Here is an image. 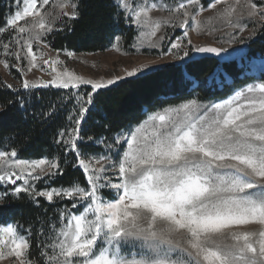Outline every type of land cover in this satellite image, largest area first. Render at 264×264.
<instances>
[{"label":"snow or ice","instance_id":"obj_1","mask_svg":"<svg viewBox=\"0 0 264 264\" xmlns=\"http://www.w3.org/2000/svg\"><path fill=\"white\" fill-rule=\"evenodd\" d=\"M48 3L49 0H23L22 10L7 21L10 26L25 21L16 28V43L24 40L22 47L28 49L26 55L31 56L32 66L37 59L32 52V41H38L45 31L51 30L47 23L50 14L42 11ZM219 4L224 7L218 9ZM237 4L213 0L208 8L213 9L215 15L204 20L197 19L198 12L194 11L205 10L200 0L160 7L182 17L178 25L181 28H187L191 19L194 31L214 30L216 20L237 27L244 14L249 18L259 16L264 21V5L258 8L253 0H246L244 12L236 15ZM117 6L124 10L131 23L147 29L141 37H154L162 25L173 23L171 17L151 15L157 8L156 3L134 6L131 0H118ZM60 7L63 9L65 5ZM63 14L78 15L75 10ZM26 17H31L32 22ZM24 33L28 34L27 39L20 35ZM188 35L186 30L184 37ZM188 43L191 44L190 39ZM180 47V41L171 45V49ZM4 48L7 50L9 45L5 44ZM194 51L219 54L226 49L205 46L196 47ZM9 54L18 60L21 58L19 53ZM184 56H188V52ZM57 63L58 60L52 61L56 75L51 81L42 82L45 86L75 88L89 84L95 93L121 79H84L67 69L58 72ZM139 70L133 69L127 75L132 76ZM29 86L30 82L25 80L23 87ZM92 102V93H89L84 103ZM201 107H206L203 115L199 114ZM87 110L81 107L77 128L72 130L70 140L65 141L78 157L79 125ZM148 120L150 130H144L145 125L141 124L117 137V144L123 140L127 145L122 156L118 153V162L107 156L78 160L86 174L88 188L75 182L68 188L39 192L31 185L14 188L17 195L26 192L46 197L50 202L54 197L73 199L76 201L73 208L85 202L83 211L78 214L61 212V227L54 228L55 237L42 252L45 264H264V76L219 103L202 106L192 100L178 108L151 114ZM60 136L63 138V131ZM16 155L15 150L0 151V168L3 169L0 181L16 185L18 180L24 179L27 185L25 172L33 176L39 169L33 179H40L45 174L54 175L52 169L59 170L55 161L10 159ZM105 165L117 170L118 183H112L103 175ZM11 169H19L20 173ZM102 180L105 182L101 183ZM104 188L114 189L118 198L103 197ZM251 224L260 227L237 230ZM17 228L18 225L13 224L0 227V259L5 255L14 256L18 264H34L27 255L31 247L29 240L19 235ZM136 242H139V250L130 251L127 246L135 247Z\"/></svg>","mask_w":264,"mask_h":264},{"label":"rangeland","instance_id":"obj_2","mask_svg":"<svg viewBox=\"0 0 264 264\" xmlns=\"http://www.w3.org/2000/svg\"><path fill=\"white\" fill-rule=\"evenodd\" d=\"M114 1L118 5V0ZM131 2L134 6L136 4L156 3L157 8L152 10L151 15L153 17L162 18L171 17L173 23L162 25L161 29L156 33L154 37H141V33L146 32L147 29L138 27L136 24L131 23L130 20L126 18L124 10L120 9L124 14L127 25L130 28L133 27L136 32V35L131 44H128L126 40H124L123 36H116L113 39L112 43L103 51L78 52L70 49L60 50L53 48L50 44V35L54 32L63 30L68 25L69 20L77 17H71L70 15H64L63 13L67 12L71 14L73 10L78 13V5L76 0H49V3L44 6L42 11L50 14L47 17V23L51 25V30L45 31L43 35L40 36L38 41H32V52L37 57L35 66H32L30 64L31 56L26 55L28 49L26 47H22L24 40L21 39L19 44L16 43V40L18 38L16 28L19 26H23L25 21H18L16 26H10L7 23V21L11 19L17 11L22 10L24 6L23 0H19V7H17V0H14V2H12L13 10L8 13L5 25L0 28V30H2L0 31V75L5 80L6 84L11 85L12 88L26 90L47 87L61 89L73 88L71 86L69 88H63L55 84H47V86H45L44 83H42L51 81L56 75V72H53L52 70L53 60L59 61V63L55 65V68L58 72H63L65 69H67L69 72L81 76L84 79L106 81L107 79L121 77V79L117 80L112 85H108L106 88L115 86L124 80L148 73L169 64H179L185 66L189 62L204 57H212L219 61L213 72L206 78V82H203L202 84L199 79L195 78L188 72H184L185 81L188 83H192V85L188 89L189 94H187L183 100H181L180 102L172 103L170 105H166L162 108H157L154 111L147 112L146 117L140 123L132 125L127 129L116 133L111 141L108 140L107 142H104L102 140H99L97 143L99 144V146H101L99 152H84L81 148H79L78 145L81 141L78 140L77 147L80 150V156H77L76 162L77 166L82 171L83 169L78 164V160L80 158L88 160L89 157L99 159L101 156H107L112 161L118 162L119 156H122L123 151L126 149L127 145L123 140H121V142L117 144V137L128 133L130 130L139 127L141 124L145 125L144 130H150L151 121L148 120V117L151 114L164 112L171 108H178L184 103L192 100L197 101L202 106H210L212 103H219L227 99L230 95L234 94V91L239 90L242 86L254 82H259V78L261 76H264V49L262 50L261 47V44L263 43L262 41L264 40V21H261L259 16L255 18H249L246 14L241 15V13L244 12V5L246 3V0H239L238 4L237 0H227V2L229 3L237 4L236 15H241L239 26L231 27L223 20H216L212 26L214 28V30L212 31H209L208 29H205L203 31L192 30L191 19H189L187 28H181L178 25L182 17L170 13L166 8L164 10H161L160 5L175 7L177 3L184 2V0H131ZM211 2H213V0H200V3L203 5L205 10L202 12H199L198 9L194 10L195 12H198L197 19L204 20L207 17L215 15V11L208 8V4ZM253 2L257 4L258 8L261 5H264V0H253ZM61 4L65 5L63 9H61L60 7ZM73 5H76L75 9H73ZM37 6L39 7V4ZM223 7L224 4L217 5L218 9ZM25 19L29 23L32 22L31 17H26ZM241 28H243V30H241ZM186 30L188 31L189 35L187 37H184V32ZM20 35L25 39L28 38L27 33ZM249 37H251V39H249ZM189 39L191 40V44L188 43ZM178 41L181 42V47L179 49H171V45ZM5 44L9 45V48L7 50H5L4 48ZM205 46L219 47L226 49V51H223L219 54L194 51V48L196 47ZM169 49H171V51ZM185 52H188V56H184ZM9 53H19L21 58L18 60L15 55H10ZM68 53H72V55L69 56ZM45 60L49 61V63L45 64ZM234 62L237 68H240L239 75L237 77L238 79L231 77V74L228 73L224 68V64H230ZM142 65H147V67L141 68ZM133 69L140 70L137 71L134 75L128 76L127 72L132 71ZM25 80L30 82V86L28 88L23 87V82ZM239 80L244 81L242 82ZM228 83L234 86L227 95L218 98L209 97L210 90L221 89L225 84ZM199 88H201V90H199ZM73 89L79 91V93L77 94V97L79 98L78 102L82 104V106L89 108L91 104L86 105L84 101L87 99L89 93H92V95H94L91 85L80 84L78 87H75ZM199 91H201V93H199ZM205 110L206 107H201L199 114L203 115ZM180 116L182 117L183 113H181ZM74 129L69 130L63 136L64 146L67 147L69 151L73 150L71 148V145L69 143H65V141L70 140L71 136L74 134L72 131ZM0 151H7L9 153L11 152L10 150L6 149H0ZM10 159L27 160L29 162L47 160L55 161L59 165L56 158L50 157L26 159L16 155V157H11ZM105 167L106 171L103 173V175L107 176L112 183H118L119 176L117 170L112 168L110 165H105ZM11 170L16 172L17 174L20 173L19 169ZM59 170L52 169L54 175L45 174L41 176L40 179H33V176L39 173V169H37L36 173H33V176H29L28 173L25 172L24 176L27 180V185H25L24 179L18 180L16 185L0 181V204H3L4 198L6 196L5 193L16 194L14 192V188L20 185H31L37 192L47 191L52 188L59 189L62 187H71L73 184L70 186H60L53 184V180L59 173ZM2 171L3 169L0 168V172ZM84 175L86 177L85 173ZM13 179H15V176L13 177ZM104 182L105 181L103 180L101 181V183ZM75 183H78L80 186L85 188L89 187L87 182L86 184H82L79 181ZM101 195L108 200H115L118 198L115 190L111 188L102 189ZM35 197H42L47 200L46 197L43 196ZM47 202L54 204L56 208H58L57 210L59 211V214H61V212H71L73 214H78L79 212L83 211V206L85 204V202H81L77 204L75 208H73V204H75L76 201L67 197H64L63 199L54 197L53 201L50 202L47 200ZM57 221L58 222L55 223V229H59L61 227L62 221L60 215ZM7 224H13L14 226L18 225L16 222H8ZM2 226H6V224H0V227ZM259 227L260 226L258 224H251L248 226H242L241 229L237 230H256L259 229ZM17 231L19 235L25 236L29 240L31 246V234H29L28 231H25L19 226L17 228ZM41 236L42 238L39 237L41 241L39 242V244H37V248H39V250L43 248L42 252H44L46 250L44 246L46 244L52 243V240L55 237V231H52L50 237L48 238L43 237V234ZM127 247L130 251L136 252L139 250V242H136L135 247H132L131 244H129ZM30 250L27 252L28 258L32 260L34 264H39L38 260H34V258L31 257ZM4 251L6 253L7 249H4ZM48 251H50V249ZM43 262V264H45V260ZM0 264H18V261L14 256L9 257L5 255L3 259H0Z\"/></svg>","mask_w":264,"mask_h":264},{"label":"trees","instance_id":"obj_3","mask_svg":"<svg viewBox=\"0 0 264 264\" xmlns=\"http://www.w3.org/2000/svg\"><path fill=\"white\" fill-rule=\"evenodd\" d=\"M12 2L14 0H0V28L13 10ZM76 2L77 17L69 20L63 30L50 35L53 48L103 51L116 36H123L128 44L132 43L136 32L127 25L114 0ZM262 42L263 50L264 40ZM218 62L215 58L204 57L185 66L169 64L95 92L93 102L80 122L79 148L97 153L101 149L97 144L99 140L111 141L116 133L140 123L147 112L180 102L189 94L192 85L185 81L184 72L202 84ZM224 68L231 77L238 79L240 68L235 62L224 64ZM233 86L228 83L221 89L210 90L209 97L225 96ZM78 93L73 88H12L0 75V149L15 150L18 156L26 159L56 158L60 170L53 180L54 185L70 186L77 181L86 184V177L77 166L76 152L69 151L60 136L62 131L65 134L77 128L76 121L80 119L81 107H84L78 102ZM5 194L3 204H0V224L16 222L28 231L31 234L30 255L43 264V248L39 250L37 244L42 234L48 238L54 231L60 215L58 208L44 198L26 192Z\"/></svg>","mask_w":264,"mask_h":264}]
</instances>
